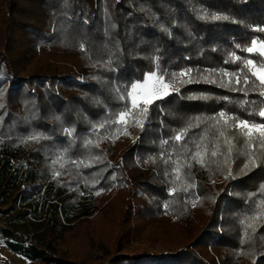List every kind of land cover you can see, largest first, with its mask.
<instances>
[{"label": "trees", "instance_id": "1", "mask_svg": "<svg viewBox=\"0 0 264 264\" xmlns=\"http://www.w3.org/2000/svg\"><path fill=\"white\" fill-rule=\"evenodd\" d=\"M254 39L264 40V0H0L3 245L67 264L54 241L131 184L136 216L177 219L186 240L115 263L264 264V147L246 167L249 147L232 128L264 123V88L245 67L264 63L245 50ZM154 71L179 91L154 100L146 119L115 123Z\"/></svg>", "mask_w": 264, "mask_h": 264}, {"label": "rangeland", "instance_id": "2", "mask_svg": "<svg viewBox=\"0 0 264 264\" xmlns=\"http://www.w3.org/2000/svg\"><path fill=\"white\" fill-rule=\"evenodd\" d=\"M254 40L258 42L257 47L260 41H264ZM252 70L258 69L252 67ZM153 73L164 77L156 71ZM155 82V76L145 75L142 81L134 83L136 87L129 92L130 103L133 97L138 101L147 98ZM164 82L175 87L166 77ZM168 91L172 92V88ZM120 160L121 155L117 154L115 161ZM129 188V192L126 189L111 190L91 216L76 221L61 239L54 241L58 254L67 260V264H118L112 259L117 254L133 255L145 251L158 255L181 247L186 240L183 224L169 217H137L135 205L142 199L132 194L135 186L129 184ZM128 205L131 215L124 222ZM0 264L38 263L9 251L0 240Z\"/></svg>", "mask_w": 264, "mask_h": 264}, {"label": "snow or ice", "instance_id": "3", "mask_svg": "<svg viewBox=\"0 0 264 264\" xmlns=\"http://www.w3.org/2000/svg\"><path fill=\"white\" fill-rule=\"evenodd\" d=\"M212 20H219V19H226V17H221V16H217V15H212L211 16ZM252 46L246 48L245 50L249 53V54H255V55H259L262 59V61H264V41H260L259 42V47H257V41L253 40L252 42ZM248 66H252L253 68H257V71H251L250 75L256 77V79L258 80L260 86L262 88H264V63H261L259 65L255 64L253 60L249 59L245 62V67ZM191 74V70H186V71H181L178 75L180 77H184V76H189L190 77ZM149 76H157V86L155 87V90L151 93L148 94V97L143 99V100H136L134 97L131 100V107L125 111L119 114L117 120L115 121V123L117 124H127V117L129 115H134L137 111L140 112V114H142L145 119L147 118V112H148V106H150L154 100L156 99H162L168 95H170L171 93L168 91V89L171 87L172 91H179L178 88H175L173 85L169 84V83H165L164 82V77L162 76H158L156 73H150L148 74ZM227 75V74H225ZM175 79V76H174ZM188 82H191L190 80ZM236 83H240V78L237 77L236 78ZM244 83L247 84L248 83V78L244 77ZM133 88L136 87V85L132 86ZM161 89H163V92L160 96L156 95V92H160ZM129 95H131V93H129ZM261 95H264V92H261ZM258 115L261 118H264V110L260 111L258 113ZM220 118L222 120H224V124L225 126L228 125L229 121L228 119L225 117V114L221 113L220 114ZM137 125L139 127H141V129H143L144 126V122L143 121H137ZM232 128L236 131H238L240 133V137L244 140V142L248 145L249 147V164L246 165V167H257L259 166L257 164V160L256 157L254 155V149L257 146V142H259V146L260 147H264V123H260V124H249L248 121H237L235 124L232 125ZM219 135L221 137H225V132L221 131L219 133ZM183 136V133L178 134L175 139L177 141H179ZM30 139H38V137L33 136L30 137ZM167 143V142H165ZM235 144V138L234 137H229L225 139V146L228 149V154L230 155L233 147ZM213 156L217 155L216 151H213L211 153ZM200 155L199 152H197L194 156L193 159H196V157H198ZM197 162L203 164L202 160H198ZM230 175V173H229ZM187 189H185L186 191ZM249 227H251V225H249ZM242 243L244 242L243 240L241 241Z\"/></svg>", "mask_w": 264, "mask_h": 264}, {"label": "built area", "instance_id": "4", "mask_svg": "<svg viewBox=\"0 0 264 264\" xmlns=\"http://www.w3.org/2000/svg\"><path fill=\"white\" fill-rule=\"evenodd\" d=\"M158 75V74H157ZM158 76H160V75H158ZM155 80H156V82L153 84V86H151V92L152 91H154L155 90V87L157 86V76H155ZM163 89H161V91L160 92H156V95L157 96H160L161 94H162V91Z\"/></svg>", "mask_w": 264, "mask_h": 264}, {"label": "crops", "instance_id": "5", "mask_svg": "<svg viewBox=\"0 0 264 264\" xmlns=\"http://www.w3.org/2000/svg\"><path fill=\"white\" fill-rule=\"evenodd\" d=\"M148 74H146V76H147ZM149 76V75H148ZM150 79V78H149ZM132 88V87H131Z\"/></svg>", "mask_w": 264, "mask_h": 264}]
</instances>
